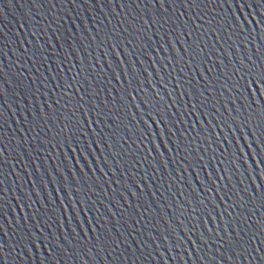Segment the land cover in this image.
<instances>
[{"label": "water", "instance_id": "water-1", "mask_svg": "<svg viewBox=\"0 0 264 264\" xmlns=\"http://www.w3.org/2000/svg\"><path fill=\"white\" fill-rule=\"evenodd\" d=\"M262 72L264 0H0V264H264Z\"/></svg>", "mask_w": 264, "mask_h": 264}, {"label": "snow or ice", "instance_id": "snow-or-ice-1", "mask_svg": "<svg viewBox=\"0 0 264 264\" xmlns=\"http://www.w3.org/2000/svg\"><path fill=\"white\" fill-rule=\"evenodd\" d=\"M155 2L156 3H161L162 0H155ZM193 2H194V0H193ZM145 23L148 24L149 26H152L154 22L152 20H147V21H145ZM26 51H27V49H26ZM193 59H194V57H193ZM257 80L259 81L260 84H264V72H262L259 77H254L251 82L252 83H255ZM145 102L146 103H151V101H149L147 99L145 100ZM77 151H79V149H77ZM190 231H191V229H190ZM209 231H215V230L214 229H209ZM229 235H233V236L237 235L236 230L235 229H232L230 232L225 233L224 236H221L219 238V243H220V249H219V251H221V253H223V251L225 250L224 249L225 242H227L229 244V246H231V244L233 243V241L227 240V237ZM102 236H103V234L98 235L96 237V239L98 241H101V247L103 248L104 247V244H105V241H104V239H102ZM253 238L254 237L249 238V241H248V245L249 246H250L251 240ZM38 239H39V236H38ZM170 239H171V235H170V231L168 230V225L166 223V232H165V235H163V236L156 235V236L153 237V241H160V243L155 244V248H160L162 246V243H163L164 240H170ZM241 240H242V237L239 240L235 241V243L238 244L239 247H244V245L240 242ZM28 243L30 245H32V246H35L36 241H33V240L29 239ZM205 243H208V242L205 241ZM112 244L115 245L116 247H119V242L118 241H112ZM48 247L51 249V251L48 253V255L51 256L54 252H56L57 247H59V246H53L52 244H49ZM170 247L174 248L175 247V244L170 245ZM2 248H3V245H0V249H2ZM24 248H25V246L24 245H21L22 252H24ZM65 249H66V251L68 252L69 255H75V253L72 251V249L70 247H67V245H65ZM92 251H95V249L89 248V252H92ZM245 251H247V248H245ZM9 254H11V253H9ZM24 254H26V252H24Z\"/></svg>", "mask_w": 264, "mask_h": 264}]
</instances>
